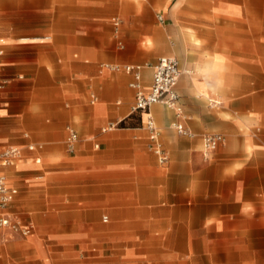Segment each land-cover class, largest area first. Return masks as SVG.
<instances>
[{"label": "rangeland", "instance_id": "rangeland-1", "mask_svg": "<svg viewBox=\"0 0 264 264\" xmlns=\"http://www.w3.org/2000/svg\"><path fill=\"white\" fill-rule=\"evenodd\" d=\"M37 1L39 9L46 4V0H0V38L8 36L4 43L21 44L10 54L5 52L14 62L0 78L4 84L0 147L21 149L23 159L16 165L23 166L22 223L33 220L35 225L33 235L21 237L32 244L17 248L20 263L238 264L223 252V218L213 211L235 187L230 177L241 159H264V0H229L228 6L227 0L215 1V15L205 28L230 31L224 39L231 45L218 49L225 68L211 73V97L197 106L221 117L211 120L215 130L207 133L228 137L205 156L200 139L178 136L170 127L173 121L165 130L159 122L164 130L161 147L169 157L166 166L152 148L142 116L132 111L135 94L130 77L114 71L98 74L101 63H114V52L80 51L95 49L101 42L96 38L54 37L49 28L57 23L52 15L36 11ZM172 9L173 5L158 6L152 15L153 28L157 33L166 31L169 45ZM254 30L262 31L261 51L233 46L240 39L235 37L238 33ZM157 40L144 38L145 51H156ZM125 79L132 99L127 113L132 114L121 121L124 114L117 109L124 97L118 86ZM117 123L114 130L102 132ZM68 127L78 133L72 155L66 151ZM127 129L145 130H138L141 134L132 145L124 136ZM175 138L185 144L178 145ZM31 144L39 148L32 152ZM34 157L41 163L36 164ZM116 161L125 164L115 165ZM112 209L124 213L117 215ZM94 211L99 213L97 219ZM213 219H218L219 228L208 229V220ZM226 219L236 221L237 216Z\"/></svg>", "mask_w": 264, "mask_h": 264}, {"label": "crops", "instance_id": "crops-1", "mask_svg": "<svg viewBox=\"0 0 264 264\" xmlns=\"http://www.w3.org/2000/svg\"><path fill=\"white\" fill-rule=\"evenodd\" d=\"M215 1L46 0V4L41 6V9H39L40 4L38 1L34 4L37 12L53 16L52 21L57 24L50 26L49 30L53 32L54 37L96 38L101 42L94 47L95 49H81L80 51L102 53L104 50H109L112 53L114 52L111 59L114 63H101L99 65L98 74L100 76L112 72L105 69L104 64L141 65L143 66V84L145 90L149 91L153 67L158 59L170 56L176 59L183 71L177 86L178 93L181 98L183 97V100H181L185 103V106H183L184 117L181 122L196 135L194 139H200L203 145L202 137L208 134H221L225 137V142L228 137L222 133H207L213 131V129L215 130L214 126L212 128L211 120L214 118L221 120V117L204 113L197 106V104L200 105L201 102H204L206 98L211 97L208 89L211 73L218 74L219 71L225 68L222 64L223 53L219 52L218 49L231 45L228 40L224 39L231 35L230 31L227 32L221 29L213 31L205 28L204 23L215 15ZM227 2L228 6L229 0ZM171 5H173L174 32L173 39L170 40L172 42L169 45L166 31L161 29L157 33V30L153 28L152 15H154L158 6L170 7ZM157 18L161 23H165L163 15L158 14ZM62 21L76 25L71 26L69 24L65 26L60 24ZM115 21L119 22L118 26L115 25ZM40 30L43 31L44 29L41 28ZM75 31L77 33H73ZM0 37H3V35H0ZM235 37L240 39L232 44L239 51L249 47L251 51L253 48L254 52L257 53L263 47L262 31H245L243 35L240 32ZM113 38L117 40L115 44L111 40ZM144 38L158 39L160 46L157 47L156 51L153 50L148 53L144 48ZM5 39L10 38L8 36L0 38V78L6 67L14 62L8 55H5V52L8 51V54H10L12 49L21 46V44L16 43H4ZM20 40H29V38ZM126 79L118 86L119 93L124 97V104L117 109L118 113L124 114V117L120 119L121 121L132 114L131 112L127 113L132 99ZM130 79L131 83L132 77ZM3 88L4 84L0 82V90H3ZM198 91L201 93H198ZM96 100L97 98L93 96L92 104H95ZM99 110V108H96V112ZM169 111L171 110L163 105H155L151 109L157 126L160 122L164 130L171 121H173L170 126L172 129V125L178 122L175 113L171 111L174 113V117H171ZM138 130L143 132L145 129H127L124 133L126 138H131L132 145L135 144V137L141 134L138 133ZM164 130L161 131L160 138L163 136ZM217 131L221 132L220 130ZM175 140L178 145L185 144L179 138H175ZM32 145L34 144L28 145V148ZM34 146V151H36L39 147L38 145ZM10 147L19 146L4 145L0 147V153ZM95 148H99V145H96ZM32 160L36 164L41 163L40 157H34ZM16 162L11 165H0V177L6 179L9 188L18 191L15 200L11 204L5 208L0 207V219L7 217L11 221L22 222L20 209L23 208L21 201L23 197L20 188L22 187L21 170L23 166L16 165ZM114 164H125V162L116 161ZM230 180L233 181L235 187L229 190L228 196H222V200L215 203L213 211V213L219 214L223 218V220H220L223 224L221 230L226 236L221 241L226 246L223 252L229 256V260H236L238 264H264V159H241L238 167H234ZM111 212L118 215L124 213V210L112 209ZM98 215L99 213L94 211L95 219L98 218ZM233 216H237L236 221L226 219L230 217L232 219ZM216 220L218 219L208 220L207 228H219ZM25 224L33 225L31 234L33 235L35 231L34 221L30 220ZM21 237L7 229H3L0 225V264H22L18 260L21 255L16 254L21 250L17 248L31 246L32 243H30L31 240H22Z\"/></svg>", "mask_w": 264, "mask_h": 264}, {"label": "built area", "instance_id": "built-area-1", "mask_svg": "<svg viewBox=\"0 0 264 264\" xmlns=\"http://www.w3.org/2000/svg\"><path fill=\"white\" fill-rule=\"evenodd\" d=\"M118 26L119 22L115 21ZM105 69L114 72H124L132 77L130 88L135 92V103L132 108L133 113L142 116L143 126L149 134V140L155 154L158 156L160 163L166 166L169 162L168 155L162 150L160 143L161 130L157 126L152 116L151 109L155 105H163L167 109L173 111L178 122L172 125L173 129L179 136L194 139L196 135L186 127L181 120L184 117V109L181 103V96L178 93L177 86L183 75L179 63L171 57H161L153 67L152 82L149 91L145 90L143 84V66L141 65H112L104 64ZM119 123L110 124L102 129L103 133L114 130ZM68 137L66 140V148L68 153L73 154L76 151L78 142V133L73 128L68 127ZM204 154L209 156L217 151V149L225 142V137L221 134H208L202 137ZM30 151L35 150V146L29 147ZM22 157L19 147H10L0 153V164L11 165ZM18 191L8 187L6 179L0 177V207L5 208L11 204ZM108 221V218H105ZM0 225L3 229H7L14 234L28 237L33 232V225L23 224L20 221H11L7 217L0 219Z\"/></svg>", "mask_w": 264, "mask_h": 264}]
</instances>
